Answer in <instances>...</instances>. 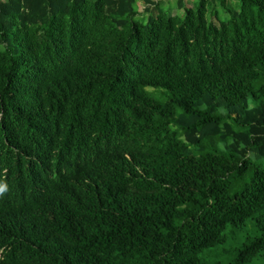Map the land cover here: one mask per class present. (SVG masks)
<instances>
[{"label": "trees", "instance_id": "1", "mask_svg": "<svg viewBox=\"0 0 264 264\" xmlns=\"http://www.w3.org/2000/svg\"><path fill=\"white\" fill-rule=\"evenodd\" d=\"M137 1L0 0V264H264V0Z\"/></svg>", "mask_w": 264, "mask_h": 264}, {"label": "rangeland", "instance_id": "2", "mask_svg": "<svg viewBox=\"0 0 264 264\" xmlns=\"http://www.w3.org/2000/svg\"><path fill=\"white\" fill-rule=\"evenodd\" d=\"M155 3V9H159L163 14L167 16H177L182 17L184 9L180 10L178 7V2L180 0H151ZM184 7L196 9L199 0H181ZM223 1H225L223 5ZM207 2V20L215 25H219L220 22L229 20L228 10L235 11L239 7V0H206ZM154 7H150L153 9ZM135 9L140 17L135 20L137 22L146 23L148 13L145 11V5L143 1H137ZM159 12L157 13V15ZM148 92L151 89H146ZM260 164V163H258ZM231 229L225 231L226 242L223 245L217 246L214 249L207 250L201 254V258L205 260L206 264H212L215 262L228 263L231 260L232 252H234L242 242L247 238V236L253 235V230L251 228V222H248L243 229V231L237 233L235 236L230 234Z\"/></svg>", "mask_w": 264, "mask_h": 264}, {"label": "clouds", "instance_id": "3", "mask_svg": "<svg viewBox=\"0 0 264 264\" xmlns=\"http://www.w3.org/2000/svg\"><path fill=\"white\" fill-rule=\"evenodd\" d=\"M0 191H3V189H0Z\"/></svg>", "mask_w": 264, "mask_h": 264}]
</instances>
